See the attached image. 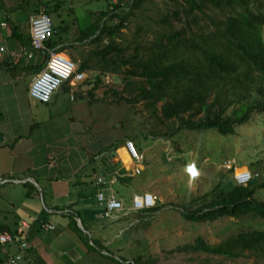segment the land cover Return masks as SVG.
<instances>
[{
  "label": "trees",
  "instance_id": "16d2710c",
  "mask_svg": "<svg viewBox=\"0 0 264 264\" xmlns=\"http://www.w3.org/2000/svg\"><path fill=\"white\" fill-rule=\"evenodd\" d=\"M148 1L154 0H129L124 4L122 0L116 4L105 0L106 9L80 32L79 40L98 43L103 36L108 39L107 45L94 50L92 55L100 59L104 75L124 76L122 92L132 95L128 101L141 102L150 110L156 125L167 128L162 137H173L181 131L198 134L214 131L219 136L232 137L253 116L264 114V0H170L174 6L154 21L159 30L154 32L152 40L136 42L132 54H127L129 46L119 45L116 39L127 27L129 17L135 16L134 11ZM63 3L38 0L34 12L50 16ZM115 19L119 20L118 25L111 26L110 22ZM68 29V26L53 27L54 36L58 32L67 34ZM54 44L50 39L47 48L51 49ZM64 50L58 47L56 51L63 53ZM45 59L44 56L38 73ZM78 71H90L86 61L78 66ZM98 81L99 78L96 85ZM120 100H124L123 96ZM151 136H156L154 131ZM125 140L140 142L138 136ZM118 143L107 149L110 159ZM250 171L254 176L245 186L216 175L214 188L182 205L180 216L189 223L250 218L259 222L260 228L254 226L238 232L217 245L207 244L198 237L193 245L177 251L228 260H236L246 253L247 257L264 260V200L257 198L264 191V177H255L258 175L255 163L250 165ZM159 209L156 206L138 213L152 214ZM70 219L73 232L82 237L90 250L97 248L98 243L83 236ZM124 240L121 236L115 244H122ZM106 258L116 264H142L139 256L132 262L125 257L117 261L111 256Z\"/></svg>",
  "mask_w": 264,
  "mask_h": 264
},
{
  "label": "rangeland",
  "instance_id": "374dc122",
  "mask_svg": "<svg viewBox=\"0 0 264 264\" xmlns=\"http://www.w3.org/2000/svg\"><path fill=\"white\" fill-rule=\"evenodd\" d=\"M60 1L64 2L61 9L49 17L54 28L68 26L69 29L67 34L61 35L58 32L53 36L52 41L59 45L56 47L54 44L50 50L63 47L65 50L62 54L73 59L77 67L84 61L87 62L90 71H84L88 77L83 83L84 86L91 77L88 90L84 89V101L74 97L76 100L69 102L68 94L65 93L64 108L68 112H71L73 107L80 108V117L71 116L70 120H76L74 127L79 133L87 131L90 126V149L92 151L99 148V156L108 151L106 148L101 149L107 143L111 147L113 143L124 142L127 137L138 136L140 142L133 143L137 151L145 155L142 173L129 179L128 183L110 181L107 188L122 197L127 207L131 205L133 192L151 193L157 198L156 206L160 208L152 214L129 213L118 215L109 223L105 220L106 225L102 229L106 234L105 241L99 246V251L116 259L115 261L125 257L128 262H132L139 256L142 264H264V260L247 257L246 253L236 260H228L177 251L178 248L193 245L198 237L207 244L217 245L238 232L254 226L260 228L259 222L255 223L250 218L241 221L226 218L212 223H189L181 218L180 209L187 202L212 190L216 184V175L232 179L231 172L223 167L222 162L226 159L234 162L235 167L244 170H250V165L255 163L257 173L264 174V114L253 116L245 126L237 130V135L232 137L219 136L214 131L200 134L181 131L173 137H162L167 128L164 125H156L150 110L145 109L141 102L128 101L132 100V95L122 92L125 87L124 76L104 75L103 64L92 55L94 50L103 49L108 39L103 36L98 43H90V39L79 40L80 32L93 22V18L100 11L106 9L105 0ZM116 1L112 0V3L116 4ZM128 1L122 0L123 4ZM27 2H12L14 8L19 6L24 10L25 19L28 14L37 15L34 11L38 0ZM172 6L174 5L170 0L144 3L140 10L134 11L135 16L129 17L127 27L120 31L116 43L121 46L128 45L127 54H132L136 42L141 40L148 43L152 40L154 32L159 30L154 21L160 14L171 11ZM118 23L119 20L115 19L110 25L117 26ZM262 37L264 40V28ZM31 79L29 75L25 78L26 89H29ZM64 86L66 85L61 88ZM122 96L124 100H120ZM157 107L159 108L160 104ZM153 131L155 137L151 136ZM85 144L87 142H84ZM84 151L91 154L87 149ZM113 157L115 158L114 153ZM190 167H193V170ZM113 169H119V166ZM108 175L106 179L109 181ZM88 192H94V189H89ZM257 198L264 200V191H260ZM109 227L115 228L116 231L108 229ZM121 236H124L125 242L121 241L122 244L116 245L115 242ZM133 251L137 253L134 254Z\"/></svg>",
  "mask_w": 264,
  "mask_h": 264
},
{
  "label": "crops",
  "instance_id": "0c3cea01",
  "mask_svg": "<svg viewBox=\"0 0 264 264\" xmlns=\"http://www.w3.org/2000/svg\"><path fill=\"white\" fill-rule=\"evenodd\" d=\"M12 2L16 0H0V49L4 50L0 52V235H14L26 224L23 242L30 248L20 251L16 243L8 245L5 253L0 251V264H9V258L17 255L21 257L18 264H116L99 251L105 241L106 219L101 218L94 198L95 180L128 183L134 177L133 164L124 154L123 142L117 144L115 158L107 157V152L99 156V148L91 151L90 126L79 133L76 120H70L81 112L77 107L65 110L64 94L69 102L76 100L71 101V95L83 102L90 80L86 86H64L48 104L28 97L25 78L34 79L43 56L30 48L33 16L25 19L24 10L14 8ZM22 50L33 53L32 57L23 56ZM104 148H109L108 143ZM70 218L83 236L98 243L97 248L90 250L73 232Z\"/></svg>",
  "mask_w": 264,
  "mask_h": 264
},
{
  "label": "built area",
  "instance_id": "2783aa9c",
  "mask_svg": "<svg viewBox=\"0 0 264 264\" xmlns=\"http://www.w3.org/2000/svg\"><path fill=\"white\" fill-rule=\"evenodd\" d=\"M29 31L31 51L46 57L42 71L34 77L28 89V97L30 99L40 104H48L63 85L76 88L79 84L85 82L87 76L85 72L78 71L76 63L64 54L57 52L56 50L58 48L54 50L47 48L48 41L54 36L53 25L48 15L41 13L30 18ZM3 51L1 48L0 52ZM21 54L27 58L32 57V54L26 50H22ZM70 100H74L73 95L70 96ZM122 147L125 156L133 164L130 170L132 176L140 175L143 171L144 154L137 151L134 143L130 140L124 141ZM223 167L233 171V177L240 185H244L250 179L249 173H238L232 161L223 162ZM190 169L193 170V167H190ZM111 182H115V180ZM107 184L108 182L102 177H98L95 181L97 191L94 198L98 206L102 209L101 218L103 219L112 220L118 215L138 213L150 210L156 206L157 198L151 193L144 192L141 194H133L131 197V205L127 207L123 203V200L107 188ZM22 227L23 229L17 230L14 235H0L1 253H5L6 247L13 243L18 244L20 251H25L30 248L29 244L23 242L26 239L28 226L22 224ZM48 229L51 230L53 228L48 227ZM20 260L21 257L19 255L10 257L9 264H18Z\"/></svg>",
  "mask_w": 264,
  "mask_h": 264
},
{
  "label": "clouds",
  "instance_id": "9594fccd",
  "mask_svg": "<svg viewBox=\"0 0 264 264\" xmlns=\"http://www.w3.org/2000/svg\"><path fill=\"white\" fill-rule=\"evenodd\" d=\"M88 78V77H87ZM84 83V82H83ZM66 86H68V85H66ZM68 87H70V86H68ZM72 88V87H71ZM126 141V140H125ZM131 141V140H130ZM133 142V141H132ZM142 153V152H141ZM144 157H145V155H144ZM227 161V160H226ZM229 161V160H228ZM223 163V162H222ZM234 166H235V163H234ZM236 169H237V172L238 173H240V172H247V173H249L250 174V179H249V181L247 182V183H245L244 185H242V186H245V185H247L252 179H253V174L251 173V171L250 170H247V169H241V168H237V167H235ZM229 172H231V175H232V179H233V181L235 182V184H237V185H240V184H238L236 181H235V179H234V177H233V171L230 169V170H228ZM257 176H259V178L260 177H264V174H262V173H260V174H258V175H256L255 177H257Z\"/></svg>",
  "mask_w": 264,
  "mask_h": 264
}]
</instances>
